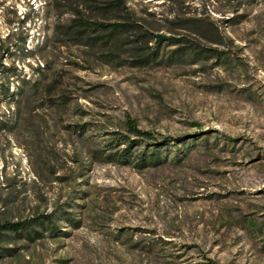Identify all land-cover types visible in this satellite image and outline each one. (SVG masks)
<instances>
[{
    "label": "rangeland",
    "instance_id": "374dc122",
    "mask_svg": "<svg viewBox=\"0 0 264 264\" xmlns=\"http://www.w3.org/2000/svg\"><path fill=\"white\" fill-rule=\"evenodd\" d=\"M104 1L0 0V264H264V0Z\"/></svg>",
    "mask_w": 264,
    "mask_h": 264
},
{
    "label": "trees",
    "instance_id": "16d2710c",
    "mask_svg": "<svg viewBox=\"0 0 264 264\" xmlns=\"http://www.w3.org/2000/svg\"><path fill=\"white\" fill-rule=\"evenodd\" d=\"M104 8L108 11H117L114 13L112 17H110L111 21H91L87 18H80L81 21L79 23L80 28L88 29L89 27H94L95 30L100 31H109L111 33H116L120 31H124L126 27H146V25L139 21L138 19H133L131 13H122L123 7L119 0H105ZM83 31V29H80ZM156 45H160L166 39L172 38L171 36H166L161 33L155 34ZM128 130L135 135L136 137L124 138L131 139L130 144L136 142L137 140H158V138L150 131L139 128L132 120L128 122ZM122 139V138H120ZM118 139V140H120ZM123 153L122 155H124ZM33 220H25V221H0V240L3 239L4 236L11 237V233L20 234L21 232H27L28 235L31 233V226L33 225Z\"/></svg>",
    "mask_w": 264,
    "mask_h": 264
}]
</instances>
